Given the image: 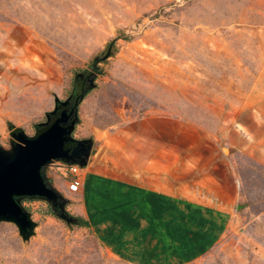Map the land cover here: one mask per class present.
I'll return each instance as SVG.
<instances>
[{
    "label": "rangeland",
    "instance_id": "rangeland-1",
    "mask_svg": "<svg viewBox=\"0 0 264 264\" xmlns=\"http://www.w3.org/2000/svg\"><path fill=\"white\" fill-rule=\"evenodd\" d=\"M61 113L84 184L41 167L0 264H264V0H0V153Z\"/></svg>",
    "mask_w": 264,
    "mask_h": 264
},
{
    "label": "water",
    "instance_id": "water-1",
    "mask_svg": "<svg viewBox=\"0 0 264 264\" xmlns=\"http://www.w3.org/2000/svg\"><path fill=\"white\" fill-rule=\"evenodd\" d=\"M62 121L61 113L31 140L17 133L14 155L7 157L0 153V220H12L22 231L30 224L14 197H39L53 203L56 200V194L42 181L40 168L53 160L82 166L76 161L74 150L63 149L66 140L59 125Z\"/></svg>",
    "mask_w": 264,
    "mask_h": 264
},
{
    "label": "built area",
    "instance_id": "built-area-1",
    "mask_svg": "<svg viewBox=\"0 0 264 264\" xmlns=\"http://www.w3.org/2000/svg\"><path fill=\"white\" fill-rule=\"evenodd\" d=\"M48 169L59 173L65 181V190L68 193L75 194L79 191L82 183L83 169L77 164L67 163L60 160H53L47 164Z\"/></svg>",
    "mask_w": 264,
    "mask_h": 264
},
{
    "label": "crops",
    "instance_id": "crops-1",
    "mask_svg": "<svg viewBox=\"0 0 264 264\" xmlns=\"http://www.w3.org/2000/svg\"><path fill=\"white\" fill-rule=\"evenodd\" d=\"M83 182L81 183L82 186L84 184V179L82 180ZM99 182L97 179V176L95 175L94 172H91L88 174L87 178L85 179V184L87 187L89 188H93L95 185H99L101 183H97ZM114 181H107L108 184H112ZM125 189V188H124ZM126 190V189H125ZM127 191V190H126ZM134 194H139L137 196V199H141L143 198L142 202L145 200V197L143 195H146V201H147V207L149 208H153V210H155V208H157L156 206H158V208L155 210V212H162L166 207H170V200L167 198L166 195H162L161 192H152V190L149 192H147V194H141L139 192H134ZM145 201V202H146ZM126 203L131 204L132 206L135 204L137 205L138 203L136 202L135 198L131 197L128 200H126ZM134 220L136 221V219L134 218Z\"/></svg>",
    "mask_w": 264,
    "mask_h": 264
},
{
    "label": "flooded vegetation",
    "instance_id": "flooded-vegetation-1",
    "mask_svg": "<svg viewBox=\"0 0 264 264\" xmlns=\"http://www.w3.org/2000/svg\"><path fill=\"white\" fill-rule=\"evenodd\" d=\"M71 146L70 145H67V144H64L63 145V149H66V150H69V151H71Z\"/></svg>",
    "mask_w": 264,
    "mask_h": 264
}]
</instances>
